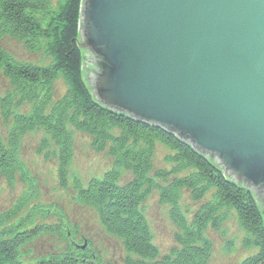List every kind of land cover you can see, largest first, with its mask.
Segmentation results:
<instances>
[{"label": "trees", "instance_id": "16d2710c", "mask_svg": "<svg viewBox=\"0 0 264 264\" xmlns=\"http://www.w3.org/2000/svg\"><path fill=\"white\" fill-rule=\"evenodd\" d=\"M82 5L83 0H0V39H17L29 53H44L47 59L44 63L18 60L0 47V77L11 87L0 95V115L10 127L9 133L0 132V177L14 188L19 176L25 186L13 208L0 213V264H90L92 257L84 253L86 240L74 239V253L51 254L43 259L24 251L41 236L59 235L61 225L46 219L58 217L61 222L64 213L59 210L55 214L54 209L61 206L58 202L42 200L40 186L20 158L22 138L41 130L40 151L47 149L48 137L55 143L58 178L64 188L74 147L69 127L88 134L97 151H108L112 157L113 166L101 180L95 178L84 185L73 178L72 201L94 208L104 228L124 241L127 253L136 258L128 259V264H207L212 242L205 232L208 227L220 229L230 210L245 232L244 248H253L250 254L254 253L240 264H264V213L251 190L173 133L96 100L84 77L85 59L79 43ZM58 80L66 90L55 99ZM25 104L29 105L26 113L15 114ZM14 128L22 132L21 138L11 133ZM158 143L169 150L165 157L172 166L169 170L154 171L152 154ZM125 173L131 177L122 181ZM153 190L160 192L159 201L168 206L177 229L175 245L167 254H161L153 243L148 221L140 210ZM183 192L199 203L190 219L181 206ZM207 195L210 198L204 200ZM17 215L19 219L10 224ZM34 220L44 224L29 227Z\"/></svg>", "mask_w": 264, "mask_h": 264}, {"label": "water", "instance_id": "95a60500", "mask_svg": "<svg viewBox=\"0 0 264 264\" xmlns=\"http://www.w3.org/2000/svg\"><path fill=\"white\" fill-rule=\"evenodd\" d=\"M79 32L98 102L212 158L264 213V0H83Z\"/></svg>", "mask_w": 264, "mask_h": 264}, {"label": "rangeland", "instance_id": "374dc122", "mask_svg": "<svg viewBox=\"0 0 264 264\" xmlns=\"http://www.w3.org/2000/svg\"><path fill=\"white\" fill-rule=\"evenodd\" d=\"M52 1L56 2L57 0ZM0 47L18 60L38 63L47 61L44 53L43 55L31 54L25 48L23 42L14 38H1ZM48 59L50 60L49 57ZM10 89L9 81L0 77V95H4ZM65 90L66 87L62 80H58L56 82L55 99H59L65 93ZM28 106L25 104L23 107L16 109L15 112L26 113ZM2 122H4V119L0 115V129L3 134H6L5 131H7L9 124H5L2 130ZM69 131L73 138V159L69 167V181L64 188L58 182L59 157L58 147L55 143L48 137L47 149L44 148L43 151H40L42 138L44 137L41 130L30 131L22 138L20 158L22 163L29 168L37 186H40L42 200L44 202H58L57 204L61 206L54 209L55 214H58L59 210L64 213L61 222L58 217L46 219L49 222L61 225L59 235L41 236L28 247L26 246L24 251L29 255H35L43 259L48 258L47 256L51 254L67 253V251L74 253V250H72L76 246L74 239L81 242L86 240L87 247H85L84 253H88L92 257L88 260L90 264L91 260L94 264L96 262L97 264H128V259L135 260L136 258L127 253L124 241L104 228L98 212L94 208L72 201V196L75 194L73 192V178L76 176L75 178L86 185L92 179L103 177L113 166L112 157L108 154V151H97L92 144V138L88 134L73 127H69ZM4 140L6 139L4 138ZM168 154L169 150L165 146L160 143L156 144L152 154L154 171L172 168L165 160ZM130 177L131 173H125L122 181H126ZM14 184V188H11L8 186L7 181L0 177V213L10 211L25 190L19 176L16 177ZM159 197V191L153 190L146 197L142 207L152 233L153 243L159 248L161 254H167L175 245L177 229L170 219L168 206L161 204ZM209 198L210 195H207L204 200ZM181 206L187 218L190 219L199 203L194 202L188 192H183ZM17 216L10 224L19 219V216ZM38 218L40 217L36 219ZM35 220L29 227L44 224V222H36ZM205 234L212 242V252L207 264H240L244 258L248 257L250 250L253 249L244 248L243 237L245 232L238 225L235 212L231 210L228 211L220 229L208 227ZM252 252L250 255L254 254Z\"/></svg>", "mask_w": 264, "mask_h": 264}, {"label": "bare ground", "instance_id": "6f19581e", "mask_svg": "<svg viewBox=\"0 0 264 264\" xmlns=\"http://www.w3.org/2000/svg\"><path fill=\"white\" fill-rule=\"evenodd\" d=\"M6 107V106H5ZM7 108V107H6ZM2 106H1V104H0V111H2ZM11 111H13V110H11ZM15 114H16V112H15ZM5 124H7V123H5V122H2V130H3V126L5 125ZM0 127H1V124H0ZM10 130V127H8L7 128V131H5L6 133H9L8 131ZM0 132H1V129H0ZM11 133L12 134H14L17 138H21L22 137V132L21 131H19L18 129H16V128H14L12 131H11ZM2 136H3V134L2 133H0ZM5 135V134H4ZM67 174H69V170H67ZM76 177V176H75ZM68 181H69V179H68ZM59 182V184L61 183L60 181H58ZM61 185V184H60ZM144 203V202H143ZM143 205V204H142ZM142 205L140 206V210L141 211H143V207H142ZM144 212V211H143Z\"/></svg>", "mask_w": 264, "mask_h": 264}]
</instances>
